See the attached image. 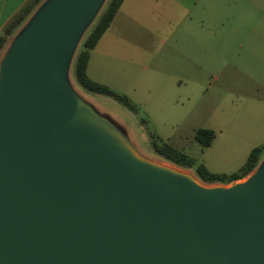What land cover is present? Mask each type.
Listing matches in <instances>:
<instances>
[{
    "label": "water",
    "instance_id": "water-1",
    "mask_svg": "<svg viewBox=\"0 0 264 264\" xmlns=\"http://www.w3.org/2000/svg\"><path fill=\"white\" fill-rule=\"evenodd\" d=\"M99 0H55L0 93V264H264V168L204 193L97 144L56 139L68 48Z\"/></svg>",
    "mask_w": 264,
    "mask_h": 264
},
{
    "label": "rangeland",
    "instance_id": "rangeland-1",
    "mask_svg": "<svg viewBox=\"0 0 264 264\" xmlns=\"http://www.w3.org/2000/svg\"><path fill=\"white\" fill-rule=\"evenodd\" d=\"M54 1H42L8 36L0 68L7 44L23 40ZM108 2H97L64 58L61 81L72 120L62 132L74 143L101 144L177 183L222 191L249 183L263 170L264 154L242 179L206 182L195 167L156 154L152 136L215 173L238 171L253 148L264 144V0H125L91 50L87 74L129 97L137 112L88 92L75 76L83 41ZM199 128L215 130L211 146L196 141Z\"/></svg>",
    "mask_w": 264,
    "mask_h": 264
},
{
    "label": "trees",
    "instance_id": "trees-1",
    "mask_svg": "<svg viewBox=\"0 0 264 264\" xmlns=\"http://www.w3.org/2000/svg\"><path fill=\"white\" fill-rule=\"evenodd\" d=\"M42 1L43 0L29 1L21 9L19 14L8 24L5 30L0 34V51L4 47L8 36L13 33L15 28L25 22ZM123 2L124 0H109L106 9L100 14L97 23L83 41L82 48L80 49L75 62V76L78 83L88 92L111 97L129 110L137 112V105L134 104L129 97L119 94L107 85L91 79L87 74L91 50L97 45L103 34L110 27ZM215 137L216 132L211 128H199L195 133L196 141L203 147L211 146ZM152 144L155 153L166 160L186 168L195 167L198 176L206 182L225 183L242 179L256 168L264 154V144H262L253 148L246 163L238 171L233 173H215L212 172L203 162L197 163V160L194 157L186 154L169 143L159 141L155 136H152Z\"/></svg>",
    "mask_w": 264,
    "mask_h": 264
},
{
    "label": "bare ground",
    "instance_id": "bare-ground-1",
    "mask_svg": "<svg viewBox=\"0 0 264 264\" xmlns=\"http://www.w3.org/2000/svg\"><path fill=\"white\" fill-rule=\"evenodd\" d=\"M20 42L21 40L9 42L3 51V54L1 57V60H2L1 68H0V91L2 90L9 64ZM74 140L75 138L70 137L65 132H60L56 139V142L59 144H63V145H70L74 143ZM156 166L159 167L163 171H167L170 174H175L177 171L176 169H171L170 166H158V165ZM195 187L199 191L204 192V193H212V192L223 190V188H220L218 186H208V185H204L200 183H195Z\"/></svg>",
    "mask_w": 264,
    "mask_h": 264
},
{
    "label": "crops",
    "instance_id": "crops-1",
    "mask_svg": "<svg viewBox=\"0 0 264 264\" xmlns=\"http://www.w3.org/2000/svg\"><path fill=\"white\" fill-rule=\"evenodd\" d=\"M29 1H31V0H0V34L5 30V28L8 26V24L19 14V12L21 11V9ZM114 19H113V21H114Z\"/></svg>",
    "mask_w": 264,
    "mask_h": 264
}]
</instances>
